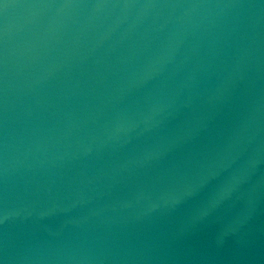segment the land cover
Returning <instances> with one entry per match:
<instances>
[{"label":"water","instance_id":"water-1","mask_svg":"<svg viewBox=\"0 0 264 264\" xmlns=\"http://www.w3.org/2000/svg\"><path fill=\"white\" fill-rule=\"evenodd\" d=\"M0 264H264V0H0Z\"/></svg>","mask_w":264,"mask_h":264}]
</instances>
